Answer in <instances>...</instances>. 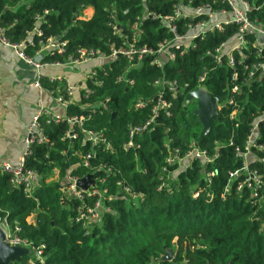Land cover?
I'll return each mask as SVG.
<instances>
[{
	"label": "trees",
	"instance_id": "1",
	"mask_svg": "<svg viewBox=\"0 0 264 264\" xmlns=\"http://www.w3.org/2000/svg\"><path fill=\"white\" fill-rule=\"evenodd\" d=\"M189 1L193 7L230 9L221 0H185ZM246 1L251 20L264 27V0ZM174 4L175 0H0V18L13 43L27 40L39 27L42 34L32 35L35 45L24 47L30 56L40 40L67 41L65 52L50 53L43 59L67 64L83 48L107 55L131 45L155 50L173 36L162 17L172 14ZM86 7L93 13L82 17ZM37 16L42 18L38 21ZM187 21L191 20L179 19L180 33ZM237 32L238 27L230 25L204 39L199 37L195 49L182 55L178 52L176 59L165 61L163 69L154 64L156 54L133 62L122 55L105 63L106 69L99 70L96 77L102 85L89 79L87 85L93 93L71 103L67 114L84 115V128L102 132L111 141V153L89 142L83 144L81 133L74 141L64 139L69 127L66 122L46 124L49 141L36 146L26 162L40 175L32 193L15 187L10 175L0 169V216L11 224L18 222L31 249L43 245L45 264H264V148L256 146H264V72L252 79L245 69L263 59L256 54L258 38L248 36L247 58L236 69L216 66L206 54L231 41ZM240 58L236 53V59ZM205 68V87L219 99L221 109L212 120L211 132L200 140L203 126L194 113L196 106L193 109L192 102L186 106L184 102L188 93L198 89ZM233 73L237 80H232ZM125 74L134 78V84L118 80ZM161 76L177 80L183 91L175 98L168 96L169 114L163 112L157 125L137 136L140 147L125 150L129 126L144 124L151 117L150 106L137 113L133 105L139 99L156 103L154 81ZM41 83L45 89L58 90V82H50L46 76ZM236 85L239 90L234 93ZM84 103L91 107H83ZM254 124L257 130L252 135ZM250 135L254 143L248 146ZM194 148L213 160L184 159ZM176 149L184 160L169 164L166 158L173 157ZM76 151L96 157L86 167ZM245 163L257 171L261 181L258 186L252 180L255 193L244 183L245 175L230 176ZM178 169L172 179L170 174ZM88 174H93L97 189L107 191L101 193L99 220L84 224L77 217L94 207L99 197L85 193L80 200L66 187L69 179ZM239 183H244L241 190ZM124 186L128 192H123ZM168 249L174 250L175 257L164 261ZM30 258L25 255L11 264H27Z\"/></svg>",
	"mask_w": 264,
	"mask_h": 264
},
{
	"label": "built area",
	"instance_id": "2",
	"mask_svg": "<svg viewBox=\"0 0 264 264\" xmlns=\"http://www.w3.org/2000/svg\"><path fill=\"white\" fill-rule=\"evenodd\" d=\"M228 3L230 9H221L220 11H214L209 5H202L198 7H193L191 1L188 3L185 0H175L172 14H168L162 17L163 23L168 27L169 31L173 33V36L170 39H167L159 44V46L153 50L147 46L136 47L131 45L129 48H120L114 49L110 55H107L104 52H98L94 49H80L76 57L70 58L68 65H82L90 62H95L96 65L91 68L89 71L87 81L92 79L97 85L101 86L102 81L98 80L97 73L99 70H105V63L109 60L116 58L117 56H126L130 61H140L143 56L149 54H156L154 59V64L163 69L165 61H171L176 59L177 53L180 55L188 52L190 49H195L197 47V38L204 39L208 33L211 32H222L225 30L226 26L236 25L238 27V32L229 42H222L213 50H207L206 54L212 59L214 65H227L232 69H236L237 65L242 63L246 58L247 54H244V46L248 44L247 38L250 35L256 36L258 38L254 45L256 48V54L263 59L255 63L251 68L246 67L245 69L249 71V77L254 78L257 72H264V27L260 26L257 22L251 20L248 10L249 3L246 0H221ZM201 17L200 19H197ZM42 16H37L36 19L39 21ZM188 18L191 21L185 23L184 33H180L179 30V19ZM137 25H135V28ZM113 29L117 30L116 26H113ZM118 31V30H117ZM36 33L38 35L42 34V31L38 26L34 28V32L30 34V37L21 42L13 43L5 35L4 28L1 25L0 18V44L6 47L12 48L19 57H21L28 65L32 66L37 74V81L34 83V86L37 87L42 93L45 91L54 95L55 101L59 103L64 109L67 110L68 106L71 103L82 101L84 98H88L92 93L93 89L88 87L87 81L81 87L76 83H71L66 80V76L55 75V76H46L50 82H59L63 83L62 92L50 91L45 89L42 86L41 79L45 76L43 70L48 66H57L61 65L58 62H45L43 59L45 55L50 53H63L66 49L67 41L48 38L45 41H39V48L35 51L33 56H30L24 52L25 46H34L35 43L32 39V35ZM138 35L134 33V39H137ZM236 53L241 54V58L238 61L236 59ZM131 63V62H130ZM208 74V69L205 68L202 74L199 76V86L198 89L204 90L208 93V89L205 87V79ZM118 80L128 84H134V78L128 77L126 74L118 77ZM232 80H237V74L233 73ZM154 86L157 88V97L156 103L150 105V101L139 99L133 105V110L137 113L143 112L147 107H151V117L144 124H135L134 126H129L127 140L123 144L125 150L137 149L140 147V143L136 140L137 136L143 133L146 130H150L155 125L158 124L159 116L166 112L169 114V106L171 102L168 100V96L175 98L179 95L182 90V87L179 85L177 80L168 79L166 76H161L154 81ZM233 92H238V86L233 87ZM80 91V98L76 100V92ZM58 92V93H57ZM216 100L218 110L221 109L219 99L214 97ZM233 101V100H232ZM188 101L184 102L186 106ZM83 107L90 108L91 104L84 103ZM92 114H89L88 117H91ZM264 119V111L262 113ZM86 117L84 115H60L55 113L52 109L46 105L42 97L37 100L36 111L33 115L30 123L27 126L26 135L24 137V150L19 157L18 161L15 163L4 162L1 165V170L7 172L10 175L11 183L17 187L22 188L27 193H32L34 189L39 185L40 175L37 170L27 166V160L34 154V149L36 146L43 145L49 141V137L46 131V124H59L61 122H66L68 124V130L65 134V138L70 141H74L79 138L80 133L83 134V144L89 142L91 146H98L106 153H111L113 151L111 141L103 135L102 132H95L92 130H87L84 128V122ZM257 130V124H254L252 135L254 131ZM252 135L249 136L248 146L253 144ZM258 148L263 149V145H256ZM180 150L176 149L174 151V156H168L166 161L169 164H172L174 161H181L184 159L192 158H204L206 160L212 161L206 152L200 151L197 148L191 150L184 159L178 157ZM248 153H245L246 159H248ZM75 154L78 155V158L81 160L84 166H90V158L96 157L91 152L83 154L81 151H76ZM264 161V159H262ZM137 165L139 163V158L135 159ZM247 161V160H246ZM245 161V162H246ZM76 165H74L75 167ZM139 170V167H138ZM110 169H107L109 172ZM213 175V173H210ZM245 175V181L249 187H251L255 193L256 187L252 184V180L256 181V184L259 186L261 184L260 179L258 178L257 171L251 170L248 163H245L243 168L240 171L235 173H230L232 178L238 177L239 175ZM78 178L69 179L70 185L66 190L69 193L74 195L80 200L85 199V193L88 196H98L94 207L89 208L87 212L80 213L77 217V221H85L92 217L96 220H99L100 211L103 208V196L101 193H106L107 189L102 191L97 189L96 186L93 189H83L77 186ZM102 181L105 178L101 179ZM244 183H239L238 190H241ZM121 186L122 183L118 182ZM123 192H128L129 188L124 186ZM83 210V208L80 207ZM0 230L4 235V242L11 247H20V248H30V243L28 240L21 235L22 228L15 221L13 224L9 223L7 218H2L0 216ZM31 250V248H30ZM31 253V252H30ZM27 253L26 255H30ZM43 245L33 249V257H31L27 264H36L40 262L43 258Z\"/></svg>",
	"mask_w": 264,
	"mask_h": 264
},
{
	"label": "crops",
	"instance_id": "3",
	"mask_svg": "<svg viewBox=\"0 0 264 264\" xmlns=\"http://www.w3.org/2000/svg\"><path fill=\"white\" fill-rule=\"evenodd\" d=\"M92 13L93 10L90 15ZM95 65V62H90L79 66H48L43 70V74L66 76V80L82 87L87 81L89 71ZM36 81L35 69L12 48L0 44V167L4 162H17L21 156L27 126L35 114L36 103L40 97L55 113H67V110L55 101L54 95L47 91L41 95V91L34 86ZM62 90L63 83L58 82L56 91ZM75 98H80V91L76 92Z\"/></svg>",
	"mask_w": 264,
	"mask_h": 264
},
{
	"label": "water",
	"instance_id": "4",
	"mask_svg": "<svg viewBox=\"0 0 264 264\" xmlns=\"http://www.w3.org/2000/svg\"><path fill=\"white\" fill-rule=\"evenodd\" d=\"M186 100L192 103L196 102L194 113L197 115L199 122L203 126V130L200 134V140H203L205 136L211 132L213 118L219 117L216 100L211 93L201 89H196L195 91L188 93ZM76 184L83 189L89 190L95 187L96 182L93 178V174H88L85 177L78 179ZM3 240L4 235L0 230V264H11L14 261H20L28 253V249L11 247ZM174 257V250L168 249L163 255L162 260L171 261Z\"/></svg>",
	"mask_w": 264,
	"mask_h": 264
},
{
	"label": "rangeland",
	"instance_id": "5",
	"mask_svg": "<svg viewBox=\"0 0 264 264\" xmlns=\"http://www.w3.org/2000/svg\"><path fill=\"white\" fill-rule=\"evenodd\" d=\"M92 12V9H91V7H86V8H84L83 9V11H82V13H83V16L82 17H86V16H90V13ZM83 65V64H82ZM85 65V64H84ZM47 105V104H46ZM192 105L193 106H191V108H193L194 109V107L196 106V102L195 103H192ZM49 106V105H48ZM180 165V168L179 169H181L182 167H181V165H183L182 163H180L179 164ZM179 169L178 170H176V171H174V172H172L171 174H170V177L172 178V179H174L175 177H176V175H177V173H178V171H179ZM54 178H56V177H54ZM67 182V181H66ZM65 184V183H64ZM65 188V187H64ZM32 222H34V217L33 218H31L30 219ZM98 220H96L95 218L93 219L92 217H89L88 219H87V222H97ZM91 229V227H88V230H90ZM28 250H30V248H27ZM30 257H33V249H31V253H30V255H29ZM40 264H45V258L43 257L42 258V260L40 261Z\"/></svg>",
	"mask_w": 264,
	"mask_h": 264
},
{
	"label": "bare ground",
	"instance_id": "6",
	"mask_svg": "<svg viewBox=\"0 0 264 264\" xmlns=\"http://www.w3.org/2000/svg\"><path fill=\"white\" fill-rule=\"evenodd\" d=\"M27 249V248H26ZM31 250H28V253L30 252Z\"/></svg>",
	"mask_w": 264,
	"mask_h": 264
}]
</instances>
